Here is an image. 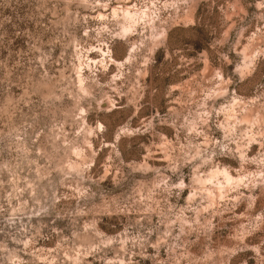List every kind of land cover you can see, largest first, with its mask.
Wrapping results in <instances>:
<instances>
[{
	"label": "rangeland",
	"instance_id": "1",
	"mask_svg": "<svg viewBox=\"0 0 264 264\" xmlns=\"http://www.w3.org/2000/svg\"><path fill=\"white\" fill-rule=\"evenodd\" d=\"M0 264H264V0H0Z\"/></svg>",
	"mask_w": 264,
	"mask_h": 264
}]
</instances>
